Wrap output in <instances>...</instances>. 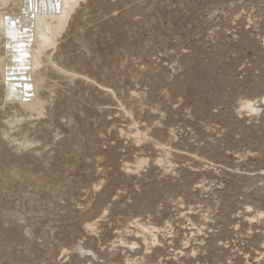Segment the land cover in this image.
I'll list each match as a JSON object with an SVG mask.
<instances>
[{"label": "rangeland", "instance_id": "374dc122", "mask_svg": "<svg viewBox=\"0 0 264 264\" xmlns=\"http://www.w3.org/2000/svg\"><path fill=\"white\" fill-rule=\"evenodd\" d=\"M67 25L38 142L0 144V264H264V0H80Z\"/></svg>", "mask_w": 264, "mask_h": 264}, {"label": "bare ground", "instance_id": "6f19581e", "mask_svg": "<svg viewBox=\"0 0 264 264\" xmlns=\"http://www.w3.org/2000/svg\"><path fill=\"white\" fill-rule=\"evenodd\" d=\"M79 1L0 0V107L4 109L0 115V144L11 146L15 152L29 150L38 142L21 124L43 117L54 99L55 81L47 82L50 76L45 70L48 65L54 67L51 51L67 28ZM246 108L252 110L249 104ZM57 136L55 131L53 139ZM7 167L3 166L6 170L0 174V184L8 189L9 198L16 195L13 184L19 171L11 164ZM32 181L34 187L39 186L40 180ZM77 250L82 251L79 247Z\"/></svg>", "mask_w": 264, "mask_h": 264}]
</instances>
